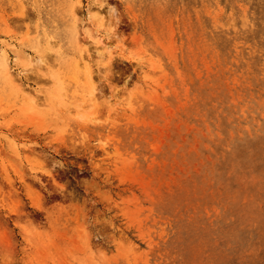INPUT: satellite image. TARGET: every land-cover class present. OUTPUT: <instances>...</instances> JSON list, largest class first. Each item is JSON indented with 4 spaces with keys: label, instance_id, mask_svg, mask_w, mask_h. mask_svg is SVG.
<instances>
[{
    "label": "rangeland",
    "instance_id": "1",
    "mask_svg": "<svg viewBox=\"0 0 264 264\" xmlns=\"http://www.w3.org/2000/svg\"><path fill=\"white\" fill-rule=\"evenodd\" d=\"M95 2L0 0V264H264V0Z\"/></svg>",
    "mask_w": 264,
    "mask_h": 264
},
{
    "label": "bare ground",
    "instance_id": "2",
    "mask_svg": "<svg viewBox=\"0 0 264 264\" xmlns=\"http://www.w3.org/2000/svg\"><path fill=\"white\" fill-rule=\"evenodd\" d=\"M105 3H106V0H96L94 5L96 6L97 14L103 16V14L106 11H108L106 9V7L104 6ZM252 5H254V4H252ZM254 11H255V8H254ZM103 20H104V18L99 20V17H98L99 24H98V27L94 26V27H96L94 33L87 34L88 32L84 31V33L87 34V37L84 38V41L87 42L88 44H90L94 48L97 55L102 58V61L104 62L105 68H106V67H109L111 65V61L113 59L112 53L109 51V48H110L109 39L111 36L115 35V32L114 31H108L110 28H109V26H106L105 23H103ZM94 25H96V24H94ZM72 38L74 39V41L77 45L79 44L81 46L82 44H85L81 40H78V31H75L74 33H72ZM3 48H4V52H7L9 49V45L4 43ZM18 52H16V53H18ZM21 53L22 52H20V54ZM90 58H91L90 55L87 54L86 56L83 55L81 60L78 59L77 61H75V60L70 61V63H69L70 64L69 65L70 66V73L74 76L75 73L77 72L78 68H80V67H83V69L85 71L88 70ZM85 60H87V61H85ZM40 61H41V57H39L36 61L34 59H31V60L29 59V62L25 66H23L22 69H20L19 67L14 68L13 66H11L9 63V60L6 59L5 57L3 58L2 62L0 63V78H1L0 81H1V84L5 87L6 91L10 94L11 99H13V101H15L14 103H15L16 107L15 106L14 107L16 108V110L18 112L22 113L29 120H32L31 123H33L34 113H35L36 109L33 106V104L30 103V101L26 98V95L31 98L32 92L30 90L28 82L25 79V76H26L27 72L32 70V68L34 69V65H36V63H39ZM139 65H140V69H141L143 67V64H139ZM83 78H85V76ZM59 80L61 82L65 83V80L63 77L60 78ZM77 81L79 82L78 76H77ZM80 81H81V79H80ZM95 99H96V95L94 94V91H93L90 94H87V98L80 100V104H79L78 108L83 109V110H88L87 108L89 107L90 102H93ZM32 100H33V98H31V101ZM17 102H21V103L18 104ZM36 105H37V101H36ZM39 106H40V104H39ZM22 114H20V115H22ZM81 116L85 117V115H81ZM25 117H24V119H25ZM95 120H97V119H95ZM45 129L46 128L43 127L42 130H45ZM103 148L106 151L107 146L106 147L104 146ZM52 177L54 178L53 175H52ZM88 245H89V242H88Z\"/></svg>",
    "mask_w": 264,
    "mask_h": 264
}]
</instances>
